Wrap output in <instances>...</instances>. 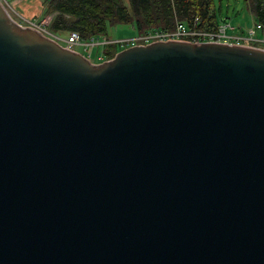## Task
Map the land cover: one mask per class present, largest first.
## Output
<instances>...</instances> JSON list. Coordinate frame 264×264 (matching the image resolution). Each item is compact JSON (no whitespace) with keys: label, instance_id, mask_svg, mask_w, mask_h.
Returning a JSON list of instances; mask_svg holds the SVG:
<instances>
[{"label":"water","instance_id":"1","mask_svg":"<svg viewBox=\"0 0 264 264\" xmlns=\"http://www.w3.org/2000/svg\"><path fill=\"white\" fill-rule=\"evenodd\" d=\"M0 264H264V49L92 63L0 3Z\"/></svg>","mask_w":264,"mask_h":264},{"label":"trees","instance_id":"2","mask_svg":"<svg viewBox=\"0 0 264 264\" xmlns=\"http://www.w3.org/2000/svg\"><path fill=\"white\" fill-rule=\"evenodd\" d=\"M218 0V4H219ZM45 14H53L49 22L51 32L78 34L81 41L106 36V27L130 25L137 35L152 31L171 30L178 21L188 26L197 19V27L213 29L217 25L212 0H41ZM253 23L260 26L264 40V0H242ZM253 24V25H254ZM115 45L102 47L101 61L118 52ZM100 62V61H99Z\"/></svg>","mask_w":264,"mask_h":264},{"label":"built area","instance_id":"3","mask_svg":"<svg viewBox=\"0 0 264 264\" xmlns=\"http://www.w3.org/2000/svg\"><path fill=\"white\" fill-rule=\"evenodd\" d=\"M43 22L39 24H32V28L37 31H43ZM239 27H233L229 22L225 20L218 21L217 25L213 29H204L197 27V19L194 18L191 23L186 26L185 24L175 21L174 26L171 30L158 31L152 30L143 32L139 35L133 36L132 38H124L117 40H109L105 36L91 37L87 41H81L78 34L74 31L66 33L64 42L67 46L65 48L72 50L73 47H81L87 55L81 54L88 60L89 53L88 47L98 48L104 47L105 45H115L119 50L129 48L135 45H146L152 42L158 41H182L188 43H210L216 42L227 45L237 46H250L258 48V44H264V40L261 37H256V32H259L260 26L254 24L251 28H246L240 34H232V32L239 30ZM230 31V33L228 32ZM249 43V44H247ZM64 47V46H63ZM99 49V52L101 51ZM262 49V48H260ZM100 54V53H99ZM101 62V54L98 57V63ZM103 61V60H102ZM91 62V61H90Z\"/></svg>","mask_w":264,"mask_h":264},{"label":"rangeland","instance_id":"4","mask_svg":"<svg viewBox=\"0 0 264 264\" xmlns=\"http://www.w3.org/2000/svg\"><path fill=\"white\" fill-rule=\"evenodd\" d=\"M212 1H213V5L216 11L218 10V5H220L219 14L218 13L216 14L217 21L225 20L229 22L233 27L240 28L239 30L232 32V34H240L246 28L253 27V24H254L253 18L248 13L247 8L243 5L242 0H220L219 4H218V0H212ZM122 2L126 4V0H122ZM0 3L4 7V9L7 11V7H6L4 0H0ZM16 23L21 27H30V28H32L31 27L32 24H35L32 22L30 23L28 22L27 24L24 22H16ZM43 31L44 32L42 31H39V32H41L45 36H48L50 39L54 40L57 44L61 45L62 47L67 46L64 42L66 32L62 31V32L50 33L47 31V29H43ZM228 32L230 33L229 30ZM134 35H135V31L132 29L130 25H113L110 27H106V36L114 40L130 38ZM255 36L260 37V33L256 32ZM71 48L75 49V51L80 54L87 55V53L84 52L81 47L71 46ZM258 48L264 49V44L259 43ZM99 49L100 48H98L97 46L87 48V51L89 53L88 60L91 61L92 63H98V57L100 55Z\"/></svg>","mask_w":264,"mask_h":264},{"label":"crops","instance_id":"5","mask_svg":"<svg viewBox=\"0 0 264 264\" xmlns=\"http://www.w3.org/2000/svg\"><path fill=\"white\" fill-rule=\"evenodd\" d=\"M4 2L7 7L8 15L15 22H24L26 24L28 22L35 24L43 22L42 28L47 29V31L50 33H53L49 29V22L53 14L44 13V5L41 0H4ZM136 35L137 34L135 32L134 36ZM105 37L109 40H114L107 36Z\"/></svg>","mask_w":264,"mask_h":264}]
</instances>
